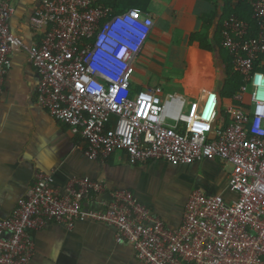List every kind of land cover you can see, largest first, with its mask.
<instances>
[{
    "label": "built area",
    "instance_id": "obj_1",
    "mask_svg": "<svg viewBox=\"0 0 264 264\" xmlns=\"http://www.w3.org/2000/svg\"><path fill=\"white\" fill-rule=\"evenodd\" d=\"M248 4L255 36L246 37L250 24L234 13L220 30L231 73L242 81L221 128L214 90L189 100L160 84L132 91L134 65L154 23L139 8L39 0L28 20L39 41L27 45L10 30V0H0V94L12 51L22 48L40 76L37 105L79 132L89 160L115 151L131 162L174 166L219 159L236 194L226 201L193 190L180 225L169 229L129 190L115 189L110 201L92 208L87 204L105 190L104 181L72 177L60 193L51 173H38L12 214L0 219V264L28 263L32 230L50 222L71 229L86 220L112 226L137 264H264V0Z\"/></svg>",
    "mask_w": 264,
    "mask_h": 264
},
{
    "label": "crops",
    "instance_id": "obj_2",
    "mask_svg": "<svg viewBox=\"0 0 264 264\" xmlns=\"http://www.w3.org/2000/svg\"><path fill=\"white\" fill-rule=\"evenodd\" d=\"M125 1L111 3L123 9L127 8ZM131 1L128 7L139 8L154 22L134 65L132 91L160 84L187 100L200 98L210 90L219 94L223 72L212 37L220 14L216 3L208 0ZM10 2L13 7L9 20L11 32L27 45L37 43L40 35L32 31L28 20L39 0ZM195 33L205 37L211 49L201 48L198 40H190ZM144 50L149 56L138 65ZM11 55L0 94V219L12 214L36 174L42 172L53 175L54 187L60 193L65 192L72 177L104 181L105 190L87 204L92 208L110 201L115 189L129 190L169 229L180 225L184 204L193 190L189 187L183 194L171 193L170 188L162 190L160 185L164 180L172 184L182 172L190 171L187 182L202 186L203 163L214 185L223 188L227 185L229 167L219 159L176 167L163 160L131 162L123 151H115L106 159L89 160L83 153L84 141L79 132L37 105L35 95L40 76L27 53L16 48ZM137 72L142 76L139 82H136ZM227 190L222 195L224 199H234L236 194ZM31 237L34 250L27 264H137L131 244L116 242L114 228L105 223L78 221L67 229L60 223L50 222L32 230Z\"/></svg>",
    "mask_w": 264,
    "mask_h": 264
},
{
    "label": "trees",
    "instance_id": "obj_3",
    "mask_svg": "<svg viewBox=\"0 0 264 264\" xmlns=\"http://www.w3.org/2000/svg\"><path fill=\"white\" fill-rule=\"evenodd\" d=\"M113 1L114 0H111V1L110 0H97L98 3H101L103 5H113L111 3ZM208 1H214L216 5L219 7V11H220L219 18L217 21V26L214 31V35L212 36L214 43H215L214 41L215 34L219 33V36H220V30L222 28L223 21L228 17V15H230V13H234L235 15L246 20L250 24V29L246 37L255 36L257 24H256V21L252 18L251 8L248 4V0H208ZM190 40H198L201 48L211 49V46L209 45V43H207L206 38L205 37L203 38L197 33L192 34L190 36ZM221 48L222 47L219 41V45H217V53L219 55V63H220V66L223 72V79L221 82L222 83L221 87L226 90L225 92L230 93L231 98H232V95L238 91V88H237L238 84L240 82L242 83V81H241L240 76L231 73V58L228 55L227 57L228 60L224 59L220 53ZM219 97L220 99L222 97L221 91L219 93ZM228 124H229L228 112L226 110L225 111L219 110L216 125L221 128H224Z\"/></svg>",
    "mask_w": 264,
    "mask_h": 264
},
{
    "label": "rangeland",
    "instance_id": "obj_4",
    "mask_svg": "<svg viewBox=\"0 0 264 264\" xmlns=\"http://www.w3.org/2000/svg\"><path fill=\"white\" fill-rule=\"evenodd\" d=\"M132 3L131 0H126L125 1V6H130ZM214 41L216 43V45H219V41H220V36H219V33H216L215 36H214ZM220 53H221V56L228 60V53L225 49L221 48L220 49ZM148 54H147V51L144 50L139 58V61H138V65H140L141 63V60L142 59H146L148 58ZM135 77H136V82H139L138 78L141 79V75L137 72L135 74ZM157 85V84H156ZM155 86V85H154ZM241 86V82L238 84L237 88L239 89ZM152 87V86H151ZM166 90H170V91H174L172 89H169V88H165ZM250 88H248L247 90V93L249 92ZM220 91H221V99H220V102H219V110H224L225 111V108L231 106L234 104L235 101H233V99L231 98V95L230 93H227L225 92L226 90L223 89L222 87H220ZM245 97H247V95H245ZM113 118V117H112ZM177 167V166H176ZM205 166L204 164L202 163V186H200V184H194L193 183L189 184V182H187V177L190 178V171L188 173L186 172H182L180 177L177 179L176 182L172 183V184H166L167 180H164V183L161 184V188H163L162 190H164L165 188H170V192L171 193H174V194H183L189 187H191V191L194 190V189H199L203 192H214V193H219L221 195H225L226 192H228V188H227V185L223 188L221 186H216L214 185L211 181H210V178L209 176L207 175V172L205 170ZM172 172H169L168 174L171 175ZM170 178V177H168ZM170 180V179H168ZM170 193V194H171Z\"/></svg>",
    "mask_w": 264,
    "mask_h": 264
}]
</instances>
